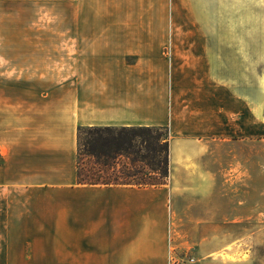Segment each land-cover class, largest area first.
<instances>
[{
	"label": "crops",
	"instance_id": "1",
	"mask_svg": "<svg viewBox=\"0 0 264 264\" xmlns=\"http://www.w3.org/2000/svg\"><path fill=\"white\" fill-rule=\"evenodd\" d=\"M208 4L0 0V264H220L264 230L254 32L187 28ZM80 126H167L168 183H79Z\"/></svg>",
	"mask_w": 264,
	"mask_h": 264
},
{
	"label": "trees",
	"instance_id": "2",
	"mask_svg": "<svg viewBox=\"0 0 264 264\" xmlns=\"http://www.w3.org/2000/svg\"><path fill=\"white\" fill-rule=\"evenodd\" d=\"M78 181L160 187L170 177L167 126H80Z\"/></svg>",
	"mask_w": 264,
	"mask_h": 264
},
{
	"label": "rangeland",
	"instance_id": "3",
	"mask_svg": "<svg viewBox=\"0 0 264 264\" xmlns=\"http://www.w3.org/2000/svg\"><path fill=\"white\" fill-rule=\"evenodd\" d=\"M211 1L216 2L217 5H207V16L204 24L187 23V28L253 31L256 78L263 77L264 0H207L208 3ZM230 232L224 231V235ZM233 233H235L234 236L228 238L227 246L221 255L222 262L220 264H264V230L233 231ZM183 254L187 255L189 264L198 263V257L194 260L196 256L194 252L189 251V253L184 252ZM172 255L174 258L178 256L175 251Z\"/></svg>",
	"mask_w": 264,
	"mask_h": 264
}]
</instances>
